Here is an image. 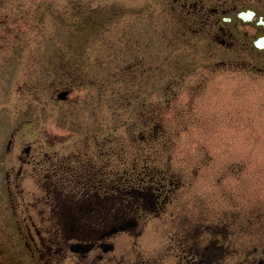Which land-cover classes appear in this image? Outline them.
I'll list each match as a JSON object with an SVG mask.
<instances>
[{
	"label": "rangeland",
	"instance_id": "obj_1",
	"mask_svg": "<svg viewBox=\"0 0 264 264\" xmlns=\"http://www.w3.org/2000/svg\"><path fill=\"white\" fill-rule=\"evenodd\" d=\"M175 3L0 0V144L11 140L15 155L32 144L36 158L145 149L149 165L170 171L177 186L163 213L113 238L126 264H264V54L215 51L202 41L213 22ZM228 58L239 60L209 65ZM123 158L122 171L135 159ZM14 192V205L39 196ZM4 207L0 248L22 245L26 221Z\"/></svg>",
	"mask_w": 264,
	"mask_h": 264
},
{
	"label": "flooded vegetation",
	"instance_id": "obj_2",
	"mask_svg": "<svg viewBox=\"0 0 264 264\" xmlns=\"http://www.w3.org/2000/svg\"><path fill=\"white\" fill-rule=\"evenodd\" d=\"M180 1L176 0L173 8L179 6L187 19L205 25L213 22L212 28L217 27L202 40L215 45V51L250 49L251 53L264 54L249 40L250 36L264 35V0ZM237 60H214L209 65H229ZM66 72L70 80L74 79L76 72ZM61 86L67 88L61 91L68 97L70 87ZM5 141L0 144V200L12 215L23 216L26 233L22 245L9 238L7 247L0 248V264H126L125 258L116 254L118 246L113 238L125 233L135 236L144 216L161 215L177 186L170 171L148 164L153 162L148 159L152 155H143L145 149L136 152L95 145L45 151L36 158L32 144L22 146L15 155L12 142ZM126 151L129 154L124 155ZM124 156L135 159L122 171ZM139 156L145 159L140 165ZM28 187L39 189V196H32L26 203L21 199L14 212V190ZM146 206L156 209L150 213ZM196 264L214 262L199 259Z\"/></svg>",
	"mask_w": 264,
	"mask_h": 264
},
{
	"label": "water",
	"instance_id": "obj_3",
	"mask_svg": "<svg viewBox=\"0 0 264 264\" xmlns=\"http://www.w3.org/2000/svg\"><path fill=\"white\" fill-rule=\"evenodd\" d=\"M250 39L253 41V43L256 46H258L261 49H264V44H262L263 37L258 36L257 39H254V38H250ZM65 96H66V93H62V94L59 95V98H65Z\"/></svg>",
	"mask_w": 264,
	"mask_h": 264
}]
</instances>
